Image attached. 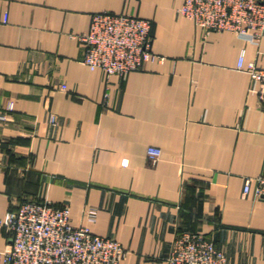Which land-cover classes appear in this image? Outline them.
Segmentation results:
<instances>
[{
  "label": "crops",
  "instance_id": "1",
  "mask_svg": "<svg viewBox=\"0 0 264 264\" xmlns=\"http://www.w3.org/2000/svg\"><path fill=\"white\" fill-rule=\"evenodd\" d=\"M182 2L0 0V218L28 199L68 205L73 224L95 207L91 228L127 250L120 264H167L178 230L212 239L227 264H264V199L242 193L264 169V110L236 67L243 50L264 68V38L203 39ZM102 11L149 19L161 59L89 69L77 35ZM9 242L0 227V250Z\"/></svg>",
  "mask_w": 264,
  "mask_h": 264
},
{
  "label": "built area",
  "instance_id": "2",
  "mask_svg": "<svg viewBox=\"0 0 264 264\" xmlns=\"http://www.w3.org/2000/svg\"><path fill=\"white\" fill-rule=\"evenodd\" d=\"M178 12L194 23L203 39L225 31L253 44L264 38V0H183ZM77 38L84 47L83 63L107 75L141 70L161 59L152 50L151 21L129 13L97 12ZM236 67L258 83L257 106L264 110V68L254 60L245 61L243 50ZM7 109H12L11 102ZM49 122L57 124L54 114ZM160 154L158 147H147L148 159L154 161ZM242 193L264 199V169L244 178ZM83 214L85 222L73 224L68 205L47 199H28L10 207L0 218V227L10 234L8 246L0 250V264H120L127 250L91 228L97 209L86 207ZM165 259L167 264H227L212 239L190 230L176 232Z\"/></svg>",
  "mask_w": 264,
  "mask_h": 264
}]
</instances>
